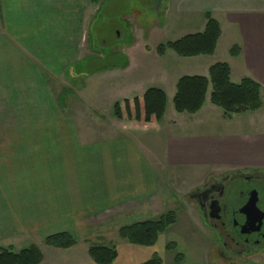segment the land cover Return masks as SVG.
Returning a JSON list of instances; mask_svg holds the SVG:
<instances>
[{
  "label": "crops",
  "instance_id": "crops-1",
  "mask_svg": "<svg viewBox=\"0 0 264 264\" xmlns=\"http://www.w3.org/2000/svg\"><path fill=\"white\" fill-rule=\"evenodd\" d=\"M102 2L0 0V248L19 251L34 244L42 254L40 264H96L88 253L92 245L115 247L113 264H145L153 255L162 264H175L178 252H170L174 255L168 262L164 259L163 236L154 247L118 237L123 227L164 215L162 167L156 160H166L172 170L190 171L187 176L195 175L197 183L214 178L205 173L214 167L264 173V134L248 131L264 102L258 111L224 119L221 109L210 104L209 86L203 108L191 114L207 130L199 135L171 127L164 136V116L153 124L118 120L123 135L94 139L98 128L85 115L113 111L117 103L140 98L151 89L163 91L168 106L166 89L175 85L174 99L177 83L185 77L171 69L190 59L207 61L198 76L209 77L211 66L226 63L233 84L248 78L264 90V0L175 1V20L187 16L182 26L172 28L173 41L203 33L205 14L210 13L221 26L213 56L171 58L168 50L152 66L134 65L125 56V66L71 77L70 67L95 60L88 55L96 51L89 32ZM234 45L241 48L237 58L229 55ZM234 123L237 132L219 133ZM149 132L151 137L146 136ZM174 195L171 190L167 198L173 200ZM62 233L76 245H44L46 238ZM191 254L193 264H207L200 252Z\"/></svg>",
  "mask_w": 264,
  "mask_h": 264
},
{
  "label": "rangeland",
  "instance_id": "rangeland-1",
  "mask_svg": "<svg viewBox=\"0 0 264 264\" xmlns=\"http://www.w3.org/2000/svg\"><path fill=\"white\" fill-rule=\"evenodd\" d=\"M175 1L176 0H103L101 9L96 15L89 32L91 47L96 50L95 53L88 54L90 58L91 56L95 57V60L91 61H94L96 65L109 68L116 60H119V58L123 59L125 56L132 60L134 65L146 63L150 66L152 62L157 59L160 60V57L157 55V47L175 40L172 28H175L176 24L182 26L186 22L185 17L187 15H182V19L178 18V20H175L173 17V15L175 16V11L178 10L177 7L175 10ZM134 10H136V13H134ZM224 30L227 32L225 24ZM224 46L225 41L218 53V57L221 59L224 57ZM170 52L171 58H178L173 51ZM206 63L207 61L205 59L179 61L176 67L171 69V73L176 74V76H198L203 73V65ZM142 69H144V67H142ZM174 89V84H171V86L166 89L169 96V107L166 103L168 109L165 111L164 121L162 125H160L164 129L163 135L166 136L171 127L174 131L178 129L182 130L185 135H199L206 132L207 130L199 126V118H195L188 113L179 114L175 111L172 96ZM211 91L212 89L210 87L209 92ZM68 95L69 97H74V94L71 92H69ZM69 101L72 103V106L76 107L75 99L71 98ZM73 112L76 113L74 109ZM219 112L222 111L219 110ZM85 116L93 127L98 128V130H95L94 139L97 137L106 138L123 135L120 126H118V124H120L119 121L123 120L115 118L114 110L97 111L96 115L94 114L92 116L87 112ZM125 117L126 121H132L127 120L126 114ZM254 118L256 119V121L254 120L256 123H250L248 131L251 130V135L264 134V110ZM149 130L153 129L151 128ZM238 130V125L234 123L228 125L223 131L220 130L219 133L225 134L229 131L237 132ZM151 133L152 132L147 133L146 136L151 137ZM158 159L156 163L162 167L159 175L163 182L162 187L166 197L163 209L164 214L175 212L178 216V223L175 226L173 225L174 227H170L165 234L161 235L163 237L160 240V244H163L165 249L168 245L175 244V246L178 247L175 252L183 254L186 264H193L190 257L192 256V251L200 252L204 256V260L207 264H249L250 262L241 263L237 260L231 262L221 260L215 255L212 243L214 236L211 231L203 225L196 203L191 199V195L205 186L208 182L233 171L227 166L210 168L205 173H212L210 175L214 178H209L204 183H197L195 175L192 177L187 176L188 173L186 172L190 173V171L182 168H175L172 170L168 166L166 160L160 159V157ZM171 190L175 194L173 200H171V197L167 198L171 196ZM158 249H160V247ZM170 252L171 250L164 252L165 254L163 256L166 262H168L169 256L172 257L174 255ZM252 262L253 264H264V256H257Z\"/></svg>",
  "mask_w": 264,
  "mask_h": 264
},
{
  "label": "trees",
  "instance_id": "trees-1",
  "mask_svg": "<svg viewBox=\"0 0 264 264\" xmlns=\"http://www.w3.org/2000/svg\"><path fill=\"white\" fill-rule=\"evenodd\" d=\"M136 13V10H134ZM206 27L203 33L187 35L177 41L168 42L157 47V55L165 56L168 50L173 51L180 58H195L212 56L221 37V26L210 13L205 14ZM241 48L234 45L229 55L237 58ZM126 57L119 58L111 67L125 66ZM109 67V68H111ZM106 66L96 65L94 61H84L69 68V75L79 79L93 73L109 69ZM231 68L226 63H218L210 67L209 77L185 76L179 79L176 86V95L173 99L177 113L196 114L206 100L209 86L212 87L211 104L223 112L224 119H231L234 115L255 112L262 108L264 90L262 86L251 79H244L239 84H233L230 79ZM167 97L163 91L149 90L144 96L133 100H125L114 106V116L119 120L137 121L144 124L160 122L165 115ZM177 222V214L169 212L156 220L126 226L118 231V237L129 244L154 247L159 237ZM44 245L60 249H68L76 245V241L68 234L62 233L45 239ZM171 252L177 251L175 244L166 248ZM90 257L96 264H113L117 258L115 247L92 245L88 249ZM42 254L40 249L32 244L19 251L11 247L0 248V264H40ZM183 258L176 255L175 264H182ZM145 264H162L157 255Z\"/></svg>",
  "mask_w": 264,
  "mask_h": 264
},
{
  "label": "flooded vegetation",
  "instance_id": "flooded-vegetation-1",
  "mask_svg": "<svg viewBox=\"0 0 264 264\" xmlns=\"http://www.w3.org/2000/svg\"><path fill=\"white\" fill-rule=\"evenodd\" d=\"M221 260L253 264L264 256V173L230 172L191 195Z\"/></svg>",
  "mask_w": 264,
  "mask_h": 264
}]
</instances>
